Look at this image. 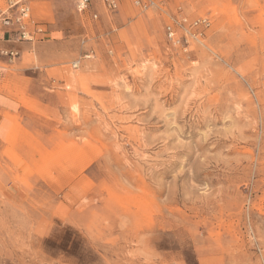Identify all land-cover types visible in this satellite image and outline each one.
<instances>
[{"label":"rangeland","instance_id":"1","mask_svg":"<svg viewBox=\"0 0 264 264\" xmlns=\"http://www.w3.org/2000/svg\"><path fill=\"white\" fill-rule=\"evenodd\" d=\"M23 2L50 39L0 45L24 82L0 138V264H264V0L99 21ZM171 15L212 25L185 51Z\"/></svg>","mask_w":264,"mask_h":264},{"label":"built area","instance_id":"2","mask_svg":"<svg viewBox=\"0 0 264 264\" xmlns=\"http://www.w3.org/2000/svg\"><path fill=\"white\" fill-rule=\"evenodd\" d=\"M76 12L93 21H99L100 9L114 14L126 3L142 11L159 7V0H73ZM1 25L13 36L15 42L33 43L36 35L43 32L38 28L31 15V8L23 0H8V8L0 16ZM212 25L208 17L188 19L187 17L170 16L165 26L166 39L174 48L187 51L192 42H200ZM11 60L19 56L18 51H2ZM89 58V56H86ZM80 60L75 62L73 68H78Z\"/></svg>","mask_w":264,"mask_h":264},{"label":"crops","instance_id":"3","mask_svg":"<svg viewBox=\"0 0 264 264\" xmlns=\"http://www.w3.org/2000/svg\"><path fill=\"white\" fill-rule=\"evenodd\" d=\"M42 27L45 26L38 25V28ZM0 38L1 46H7V44L14 42L13 36L7 30H4ZM48 39H50L48 30H43L36 35V41H47ZM5 66L7 65L0 63V138L7 137L11 129L7 118L8 114L21 112V98L24 88V82L18 80L19 75L16 77Z\"/></svg>","mask_w":264,"mask_h":264}]
</instances>
